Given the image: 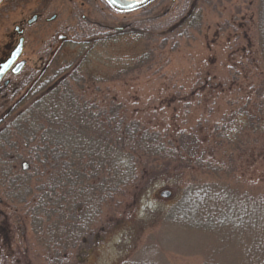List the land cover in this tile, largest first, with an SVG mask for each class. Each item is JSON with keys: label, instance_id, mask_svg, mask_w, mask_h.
<instances>
[{"label": "trees", "instance_id": "trees-1", "mask_svg": "<svg viewBox=\"0 0 264 264\" xmlns=\"http://www.w3.org/2000/svg\"><path fill=\"white\" fill-rule=\"evenodd\" d=\"M221 3L193 0L173 34L194 40L207 12ZM256 29L264 67V0H258ZM96 35L79 42L74 57L58 52L19 101L1 104L0 192L31 219L38 254L43 252L46 264H70L71 256L90 249L103 234L106 209H117L129 195L140 197L161 179L179 195L162 213L164 221L209 238L205 259L198 264H264V188L245 183L234 152L221 158L217 150L225 142L244 148L251 142L250 131L261 125L259 116L246 113L248 129H237L228 138L216 129L206 139L196 133L171 137L130 117L120 102L88 97L84 84L93 51L124 37ZM129 35L143 49L153 39L162 48L166 40L138 29ZM145 49L125 60L115 79L147 66L155 54ZM261 109L259 105L257 112ZM237 115L242 114L231 115L230 126ZM146 254L120 264H167ZM5 260L3 256L1 264Z\"/></svg>", "mask_w": 264, "mask_h": 264}, {"label": "rangeland", "instance_id": "rangeland-1", "mask_svg": "<svg viewBox=\"0 0 264 264\" xmlns=\"http://www.w3.org/2000/svg\"><path fill=\"white\" fill-rule=\"evenodd\" d=\"M221 1L215 11L207 12L202 32L194 40H186L172 31L193 0H157L129 13L112 10L105 0H2L0 60L8 56L10 45L17 44L16 27L24 24L22 58L27 66L20 75H11L10 86L0 95V113L1 104L12 106L19 101L59 53L74 57L82 47L78 43L92 34L99 39L120 32L110 27L125 26L124 37L93 51L88 68L91 75L84 84L86 95L97 101L120 102L130 117L171 137L196 133L206 139L216 129L228 138L237 129H248L246 113L259 116L261 125L256 132L250 131L251 142L244 148L237 150V144L225 142L222 150L226 153L220 146L217 150L221 158L234 152L245 183L264 188V67L256 29L258 0ZM39 12L41 18L28 26L27 21ZM54 14L57 17L49 20ZM88 21L102 25L92 31ZM134 29L165 38V44L161 48L156 39L144 44V49L155 54L150 63L115 79L125 60L144 51L139 41L128 36ZM4 93L6 100L2 99ZM235 112L242 115L230 126ZM171 184L156 180L140 197L129 195L117 209H106L103 234L90 249L71 256L70 264H120L149 252L167 264L201 263L209 243L207 235L174 228L162 217L179 197L174 189L166 188ZM166 189L172 191L169 198L160 196ZM0 198V264L3 256L5 264H46L43 252L38 254L31 219L21 207L14 209L1 192Z\"/></svg>", "mask_w": 264, "mask_h": 264}, {"label": "water", "instance_id": "water-1", "mask_svg": "<svg viewBox=\"0 0 264 264\" xmlns=\"http://www.w3.org/2000/svg\"><path fill=\"white\" fill-rule=\"evenodd\" d=\"M107 4L114 10L118 12H131L138 10L155 0H105ZM1 2V0H0ZM56 18L54 15L50 20ZM38 19V15H34L31 19H29L28 24H34ZM19 30L18 27H16ZM24 29L20 30V34H23ZM24 41L25 38L22 36L19 39V43L12 50L10 55L0 61V83L6 77V75L11 72L13 75H19L25 68L27 61L19 59L22 57L24 52ZM8 81V80H7ZM6 81V82H7ZM172 192L170 190H164L161 192V197L169 198L171 197Z\"/></svg>", "mask_w": 264, "mask_h": 264}, {"label": "flooded vegetation", "instance_id": "flooded-vegetation-1", "mask_svg": "<svg viewBox=\"0 0 264 264\" xmlns=\"http://www.w3.org/2000/svg\"><path fill=\"white\" fill-rule=\"evenodd\" d=\"M72 1V0H71ZM156 2V1H155ZM83 3V2H82ZM35 14H37L38 15V19H37V21L41 18V15H42V13L41 12H39V13H35ZM56 15V14H55ZM83 19H85V20H87L86 18H85V16L83 15ZM90 24H95V25H98V26H101L102 24H100L99 22H91V21H88ZM24 29V33H23V35H24V37H25V31H26V26H24V24H23V27H21L20 29ZM119 27H110V29H113V30H119L120 32L119 33H125V32H127V30H121V29H118ZM19 31V30H18ZM25 45H26V37H25V41H24V52H25ZM15 47V46H14ZM14 47H11V45L9 46V54L11 53V51L13 50V48ZM8 54V55H9ZM23 55H24V53H23ZM7 57V56H6ZM6 80H8L7 82H6ZM11 74L10 73H8L7 74V76L5 77V79H3V81L0 83V95L2 94V92H3V90L5 89V88H7V87H9L10 86V84H11ZM8 95V94H7ZM6 94L4 93L3 94V96H2V99H4V100H6ZM3 200L0 198V203L2 202Z\"/></svg>", "mask_w": 264, "mask_h": 264}]
</instances>
